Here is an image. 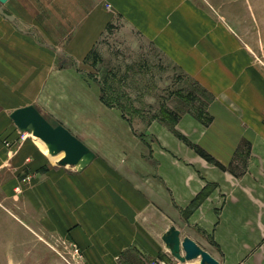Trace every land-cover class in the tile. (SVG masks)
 Instances as JSON below:
<instances>
[{
	"label": "crops",
	"instance_id": "obj_1",
	"mask_svg": "<svg viewBox=\"0 0 264 264\" xmlns=\"http://www.w3.org/2000/svg\"><path fill=\"white\" fill-rule=\"evenodd\" d=\"M6 33L0 31L2 200L23 197L43 211L50 230L81 247L85 264H177L165 241L173 229L219 264H264V89L211 90V120L187 113L178 133L162 126L148 139L149 132L136 135L120 120L124 136L113 148L122 151L98 152L72 172L53 165L36 138L18 142L11 113L33 105L71 131L69 113L99 118V87L46 47ZM184 41L170 47H192Z\"/></svg>",
	"mask_w": 264,
	"mask_h": 264
},
{
	"label": "rangeland",
	"instance_id": "obj_2",
	"mask_svg": "<svg viewBox=\"0 0 264 264\" xmlns=\"http://www.w3.org/2000/svg\"><path fill=\"white\" fill-rule=\"evenodd\" d=\"M3 6L16 19L0 14V31L46 47L60 65L74 67L99 87L98 119L64 116L93 155L82 167L66 166L72 172L98 152L122 151L113 148L114 139L124 136L120 120L136 135L149 132L148 139L151 129L162 126L178 133L176 125L187 113L203 123L211 120L205 110L211 90L264 89V0H9ZM182 41L193 45L170 47ZM25 133L39 142L32 127ZM55 159L52 164L61 166ZM0 264L85 259L75 241L49 229L43 211L23 197L13 203L0 195Z\"/></svg>",
	"mask_w": 264,
	"mask_h": 264
},
{
	"label": "water",
	"instance_id": "obj_3",
	"mask_svg": "<svg viewBox=\"0 0 264 264\" xmlns=\"http://www.w3.org/2000/svg\"><path fill=\"white\" fill-rule=\"evenodd\" d=\"M9 0H0V14L10 21H15V16L5 11L3 4ZM15 125L26 132L33 128V135L44 143L53 146L57 153L64 152V157L59 160L61 166H76L86 156L93 155L87 145L75 136L69 129L61 124L54 125L47 120L33 105L18 108L11 113ZM165 241L172 248V254L179 261L188 262L200 259L199 264H219L209 252L201 248L195 241L186 237L181 238L180 232L173 229L166 236ZM182 251L184 254H182Z\"/></svg>",
	"mask_w": 264,
	"mask_h": 264
},
{
	"label": "bare ground",
	"instance_id": "obj_4",
	"mask_svg": "<svg viewBox=\"0 0 264 264\" xmlns=\"http://www.w3.org/2000/svg\"><path fill=\"white\" fill-rule=\"evenodd\" d=\"M24 134H26V138L29 136V134H27V133H24ZM36 137V136H35ZM37 139L39 140V142L41 143V145L44 147V148H49V150H50V153H51V155H52V158H58L59 160H61L63 157H64V152H61V153H52V151H53V149H54V147L53 146H50V145H48V144H46V143H44L43 141H41V139H39L38 137H37ZM85 158V157H84ZM83 158V159H84ZM82 159V160H83ZM58 160V161H59ZM81 160V161H82ZM81 163V162H80ZM79 163V164H80ZM78 164V165H79ZM78 165H76V166H78ZM192 261H189V264L191 263ZM197 264H199L200 263V259H197ZM188 264V263H187Z\"/></svg>",
	"mask_w": 264,
	"mask_h": 264
},
{
	"label": "built area",
	"instance_id": "obj_5",
	"mask_svg": "<svg viewBox=\"0 0 264 264\" xmlns=\"http://www.w3.org/2000/svg\"><path fill=\"white\" fill-rule=\"evenodd\" d=\"M26 139V134H22V141ZM76 249V252H79L78 248H75ZM186 262H182V261H179L177 260V264H185ZM153 264H160L159 262H156V263H153Z\"/></svg>",
	"mask_w": 264,
	"mask_h": 264
}]
</instances>
